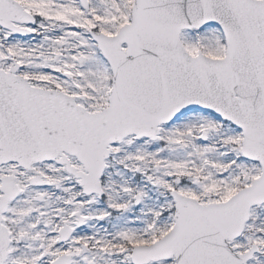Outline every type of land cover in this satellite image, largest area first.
I'll return each instance as SVG.
<instances>
[{"label": "water", "instance_id": "water-1", "mask_svg": "<svg viewBox=\"0 0 264 264\" xmlns=\"http://www.w3.org/2000/svg\"><path fill=\"white\" fill-rule=\"evenodd\" d=\"M27 14L15 0H0L3 25L29 22ZM210 22L226 31L225 59L193 57L181 42L184 28ZM96 38L114 70L112 103L100 113L0 69V164L18 161L29 167L64 151L75 153L90 171L82 182L92 192L99 187L110 143L132 132L155 136L159 124L205 107L240 125L244 153L264 165V0H136L132 24L114 37ZM15 196L5 197L1 212ZM177 197L174 229L137 247V264L173 255L177 264H246L253 256L255 247L238 254L229 240L242 233L251 206L264 202V172L226 203L204 206Z\"/></svg>", "mask_w": 264, "mask_h": 264}, {"label": "rangeland", "instance_id": "rangeland-1", "mask_svg": "<svg viewBox=\"0 0 264 264\" xmlns=\"http://www.w3.org/2000/svg\"><path fill=\"white\" fill-rule=\"evenodd\" d=\"M19 1L40 19L29 26L33 32L28 37L15 36L0 26V65L8 68L11 54L22 63L21 74L34 85L81 95L77 102L89 111L107 106L113 73L91 31L116 34L131 21L134 0H88V8L80 0ZM182 42L194 56L199 51L213 57L226 53L223 31L215 24L185 30ZM56 54L60 55L58 62ZM64 71L71 79L63 75ZM223 121L217 114L192 110L161 125L157 140L129 136L115 144L102 177V197L84 196L77 180L68 178L52 163L39 166L49 173L52 184L43 188L28 186L32 172L8 164L0 169V176L16 175L22 187L10 209H19L22 218L35 220V214L26 216L24 212L36 208L49 224V232L54 223L68 222L69 214L82 211L89 216L85 230L93 238L95 264H133L135 245L151 244L174 225L173 189L205 204L219 202L260 175V163L242 155V130ZM71 160L82 167L76 159ZM37 192L44 195L42 200H36ZM234 243L240 252L256 243L260 252L249 264H264V204L252 209L243 235ZM36 257L33 254V259ZM80 260L74 264H81ZM174 262L170 259L149 264Z\"/></svg>", "mask_w": 264, "mask_h": 264}, {"label": "flooded vegetation", "instance_id": "flooded-vegetation-1", "mask_svg": "<svg viewBox=\"0 0 264 264\" xmlns=\"http://www.w3.org/2000/svg\"><path fill=\"white\" fill-rule=\"evenodd\" d=\"M32 178L28 180L30 184ZM31 185V184H30ZM41 187V186H35ZM44 198V196H43ZM10 205L4 214V224L8 233L9 244L5 247L4 242L6 234L0 231V253H4L6 248H9L7 258L2 264H51V262L60 254H67L72 256V263L81 259L83 263L87 260L83 254H90L92 247L90 245L91 235L90 232L85 230L89 221V217L86 216L85 224L83 226H77V216L73 215L71 224L73 229L70 238L60 243L59 230L62 225L55 231H46L49 227L47 221L41 220H28L22 218L23 213L19 209H10ZM36 208H31L24 213L26 216L35 214V217L40 215V212H35ZM41 231V236H38V232ZM43 232H46L44 235ZM86 233V234H84ZM82 238V239H80ZM33 254H37L36 259H33ZM20 258L17 260V258ZM47 259V262L45 260ZM90 264V263H89Z\"/></svg>", "mask_w": 264, "mask_h": 264}]
</instances>
